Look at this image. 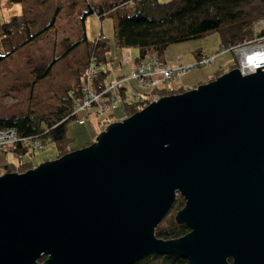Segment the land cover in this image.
Here are the masks:
<instances>
[{
	"label": "water",
	"instance_id": "1",
	"mask_svg": "<svg viewBox=\"0 0 264 264\" xmlns=\"http://www.w3.org/2000/svg\"><path fill=\"white\" fill-rule=\"evenodd\" d=\"M178 193L175 221L190 230L158 238ZM151 254L264 264V66L162 96L88 146L0 175V264Z\"/></svg>",
	"mask_w": 264,
	"mask_h": 264
},
{
	"label": "trees",
	"instance_id": "2",
	"mask_svg": "<svg viewBox=\"0 0 264 264\" xmlns=\"http://www.w3.org/2000/svg\"><path fill=\"white\" fill-rule=\"evenodd\" d=\"M9 1L20 3L23 13V5L27 0ZM80 2L82 6H85V10L78 8L79 13H76L75 20L76 24L77 20L80 22L81 32L84 31L86 15L96 13L100 19L110 16L113 19L115 46L122 49L136 48L138 52L136 59H143L153 54L162 57L170 44L198 38L212 31L219 33L221 47H228L231 50L233 46L242 45L251 39L254 32L253 21L264 16V0H168L166 2L158 0H80ZM22 13L13 15L0 23V43L3 48L7 49L3 54H0V63L50 31L59 15L56 12L45 27L36 33H31L29 25L24 20L26 19L25 13ZM14 35L21 38L16 44L13 43ZM82 43H86V52L79 68L77 84L63 91L60 104L55 112L50 116L43 114L40 117L25 115L0 118V129L15 131L16 143L13 149L7 152H13L19 158L25 153L34 154L36 149L31 150L22 145V143L25 144V141L28 143L25 145L32 143L31 147L35 143L55 144L57 153L52 160L69 152L63 151L61 147L64 144L67 146L68 125L80 117L75 111L84 97L85 86L95 93L107 89L112 80L107 82L106 78L111 73L105 74L99 70L110 61L120 65L121 57L115 60L108 55L109 43L103 34H98L90 41H87L83 34L77 41L67 44L61 52L52 54L49 62L45 64L42 72L36 74L34 80V83H38L42 79H46L52 73L54 65ZM235 67L236 64L229 70ZM92 68L99 71L96 77L89 75ZM114 75L113 73V77ZM135 89V83L132 82L128 88L125 86L119 90V95L124 97V109L127 115L134 111L137 112V109L140 110L139 107H143L147 103L145 100L125 101L127 98L130 99V91ZM156 92L161 97L177 94L169 88L158 89ZM111 117L120 118L116 113ZM103 126L105 125L103 124ZM37 149H41V146ZM27 164L34 167L31 162L19 161L17 166L6 163L4 173L26 171L28 169L23 168ZM189 230L185 224L174 222L169 228L161 226L155 228L154 233L158 238L175 240L184 236ZM44 260L45 257L42 256L38 259L37 264H42ZM228 261L231 262V259L229 258ZM132 264L190 263L178 254H151Z\"/></svg>",
	"mask_w": 264,
	"mask_h": 264
},
{
	"label": "rangeland",
	"instance_id": "3",
	"mask_svg": "<svg viewBox=\"0 0 264 264\" xmlns=\"http://www.w3.org/2000/svg\"><path fill=\"white\" fill-rule=\"evenodd\" d=\"M158 1L166 2L168 0ZM80 3V0H27L25 2L23 5L25 16H23L26 18L24 20L29 25L31 33H36L45 27L56 12L59 15L50 31L43 34L34 43L18 50L11 58H7L0 63V118L25 115L40 117L43 114L50 116L56 111L63 91L77 84L79 68L85 58L86 43L80 44L65 58L60 59L46 79L34 83L35 76L37 73L42 72L41 70L49 62L52 54L61 52L67 44L77 41L83 34H85L87 41L93 40L100 33L103 34L109 43L108 55L115 60L119 57L123 58L126 54L132 60H136L138 53L136 48L122 49L115 46L112 17L106 16L100 19L96 13L88 14L84 21V31L81 32L80 22L77 20L76 24L75 20L76 13H79L77 9L85 10V6ZM20 13H22L20 3L0 0V23ZM256 29L260 31L261 25H257ZM13 39L14 44L21 40L15 35ZM232 48L230 50L228 47H221L217 31L209 32L198 38L170 44L162 55V60L168 66L172 63H178L181 66L192 64L196 66L193 65L189 72L181 76L174 74L167 81L165 79L164 81L161 80L159 86L149 88L145 92L137 90L134 91V94L130 92V99L127 98L125 101H147L143 107H139L141 110L160 98V95L156 92L158 89L169 88L174 93H183L190 88H195L200 84L218 78L230 71L229 69L234 64H236L235 68H238L242 74H246L239 68L238 58L235 55L239 47L233 46ZM4 50L7 49L3 48L0 43V54H3ZM129 68V64L121 65L115 75L124 74L126 77L125 73L129 72ZM112 72V69L105 71V74L111 73L106 78L107 82L114 79ZM159 76L160 74L156 77L159 78ZM119 99L121 103L117 106L116 112L112 111L111 106H109L106 107V110H103V113H97V108L94 106L88 110L89 112L80 113V116L86 113L89 114L86 117L85 124H79L75 119L68 125V140L66 142L68 147L64 144L61 149L71 152L88 146L96 141L97 135L105 130L109 124L125 119L132 113L134 114L135 111L127 115L124 109V97L119 96ZM109 102L107 101L106 105H109ZM140 110L137 109L136 111ZM115 113L120 118L111 117ZM39 145L41 149H36L34 154L25 153L20 158L13 152L1 153L0 175L5 172L4 166L6 163L17 166L19 161L23 163L31 162L35 167V164L38 165L55 157L57 153L55 144L42 145L40 143ZM34 167L27 164L23 169ZM184 206L185 199L178 193L171 209L156 228L160 226L169 228L172 227L174 222L177 224L175 216Z\"/></svg>",
	"mask_w": 264,
	"mask_h": 264
},
{
	"label": "built area",
	"instance_id": "4",
	"mask_svg": "<svg viewBox=\"0 0 264 264\" xmlns=\"http://www.w3.org/2000/svg\"><path fill=\"white\" fill-rule=\"evenodd\" d=\"M252 25L255 31L253 38L251 37L252 39L242 44V46H235L239 47L237 52H235V55L238 58L237 62L239 68L245 73L253 72L256 68L264 66V16H260L255 19ZM257 25H261L260 31L256 29ZM202 62L204 63V61ZM122 64H129V72L125 74L127 76L125 77L124 74L115 75L109 87L107 89H103L99 93H95L88 86H85L84 97L81 103L77 106L75 113H78L79 115L83 112H89L88 110L94 106L97 108V113H103V110H106L109 106H111L112 111H115L119 103H121L119 99L120 88H124L125 86L128 88L130 83L133 82L135 83V90L145 92L149 88L159 86V83L164 81V79L165 81L169 80L174 74L181 76L182 74L189 72L193 65H195L181 66L178 63H172V65L168 66L162 60V57L157 54L136 60H132V58L126 54L122 58V63L120 65H116L110 61L99 71L105 72L112 69L113 73L116 74L119 71L118 67ZM99 71L98 69L92 68L89 75L91 77H96ZM159 74V78L156 77ZM135 90L130 92L134 94ZM107 101H110L109 105H106ZM87 115L89 114L86 113L78 117L76 119L77 122L79 124H85ZM15 143L16 136L14 130L0 129V153L13 149ZM25 144L28 143L25 141ZM25 144L22 143L23 146H27L31 150H35L40 146L38 143H35L33 147H31L32 143L29 145Z\"/></svg>",
	"mask_w": 264,
	"mask_h": 264
},
{
	"label": "bare ground",
	"instance_id": "5",
	"mask_svg": "<svg viewBox=\"0 0 264 264\" xmlns=\"http://www.w3.org/2000/svg\"><path fill=\"white\" fill-rule=\"evenodd\" d=\"M255 32V31H254ZM254 32H253V34H254ZM244 74V73H243Z\"/></svg>",
	"mask_w": 264,
	"mask_h": 264
}]
</instances>
